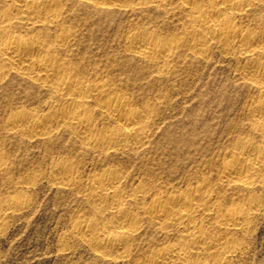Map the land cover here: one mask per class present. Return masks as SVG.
I'll return each mask as SVG.
<instances>
[{
    "label": "rangeland",
    "instance_id": "obj_1",
    "mask_svg": "<svg viewBox=\"0 0 264 264\" xmlns=\"http://www.w3.org/2000/svg\"><path fill=\"white\" fill-rule=\"evenodd\" d=\"M59 6L62 15L55 26L15 24L12 30L28 41L37 39L49 46L59 63L68 65L70 74L85 84H107L109 95H123L139 111L148 105L149 137L137 151L118 146L106 151L83 145L63 127L33 138L10 132L6 125L13 114L31 111L42 115L59 103L16 72H6L0 82V156L4 163L0 168V264H142L152 252L178 238L175 231L163 232L149 222L143 206H148L153 195L181 192L202 177L215 179L216 166L231 157V147L238 140L263 145L264 138L249 129L252 116L248 112L258 99H264V92L242 78L246 62L238 54L215 52L201 61L182 49L168 73L130 50L129 39L143 30L166 40L182 36L188 20L179 9L172 13L149 5L97 9L78 0H59ZM263 20L264 3H258L234 23L238 29L258 33ZM61 32L68 35L67 42L56 46L53 40ZM93 116L103 131L120 130L106 116L94 112ZM58 161L74 167L81 185L112 170L121 175L126 195L139 186L147 192V199L132 208L141 217L140 229L128 241L131 252L126 258L103 257L75 238L76 221L105 222L113 215L100 217L82 188L54 184L49 169ZM255 194L260 211L255 212L251 233L245 238L244 253L236 257L239 264H264V189L257 188ZM19 195L25 198V207L8 208L5 202Z\"/></svg>",
    "mask_w": 264,
    "mask_h": 264
},
{
    "label": "bare ground",
    "instance_id": "obj_2",
    "mask_svg": "<svg viewBox=\"0 0 264 264\" xmlns=\"http://www.w3.org/2000/svg\"><path fill=\"white\" fill-rule=\"evenodd\" d=\"M78 1L97 9L125 10L148 5L166 13L179 9L188 20L182 36L166 40L157 37L156 32L143 30L129 39L130 50L143 59L153 60L160 71L168 73L182 49L201 61H207L215 52L231 57L238 54L246 62L242 78L264 92V62L260 60L264 54V20L258 33L238 29L234 23L237 16L250 13L264 0ZM61 15L59 0H0V82L6 72H16L59 103L42 115L31 111L15 113L6 126L10 132L30 138L47 136L63 127L91 149L108 151L117 146L132 151L141 149L150 132L146 123L152 120L148 105L139 111L123 95H109L107 84H85L70 74L68 65L59 63V56L49 46L37 39L28 41L12 30L15 24L35 28L55 26ZM67 39L68 35L62 33L53 43L64 45ZM93 112L106 116L120 130L98 128ZM248 113L252 116L249 129L264 138V99H258ZM256 143L238 140L232 145L231 157L216 166L215 179L202 177L181 192L149 198L143 214L163 232L175 231L178 238L152 252L142 264H239L236 257L244 253L245 238L251 233L255 212L260 211L255 190L264 189V144ZM3 165L0 156V168ZM49 170L54 184L82 188L100 217L106 213L113 215L105 222L76 221L72 230L75 238L103 257L126 258L131 252L128 241L140 229V216L134 212L133 205L147 199V192L139 186L126 195L121 175L112 170H104L85 185L76 180L70 163L58 161ZM227 189L232 191L230 195ZM23 198L13 196L5 203L8 208L21 209L25 207Z\"/></svg>",
    "mask_w": 264,
    "mask_h": 264
}]
</instances>
